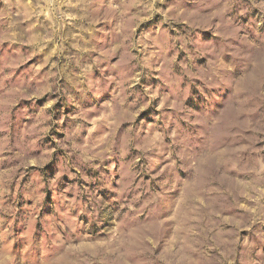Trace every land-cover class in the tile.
I'll use <instances>...</instances> for the list:
<instances>
[{"label": "rangeland", "instance_id": "374dc122", "mask_svg": "<svg viewBox=\"0 0 264 264\" xmlns=\"http://www.w3.org/2000/svg\"><path fill=\"white\" fill-rule=\"evenodd\" d=\"M0 264H264V0H0Z\"/></svg>", "mask_w": 264, "mask_h": 264}]
</instances>
